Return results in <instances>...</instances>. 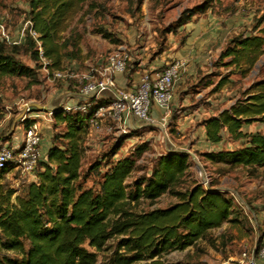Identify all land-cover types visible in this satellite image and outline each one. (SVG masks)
Masks as SVG:
<instances>
[{
    "label": "trees",
    "instance_id": "trees-1",
    "mask_svg": "<svg viewBox=\"0 0 264 264\" xmlns=\"http://www.w3.org/2000/svg\"><path fill=\"white\" fill-rule=\"evenodd\" d=\"M25 1L29 28L37 34L43 56L50 61L51 69L61 70L67 58H76L79 36L60 34L88 0ZM206 5L204 1L184 8L175 23H186L195 13L203 12ZM257 22H264V12ZM96 32L110 43L118 42L103 28ZM25 41L33 60L38 62L34 41L28 35ZM263 43L261 35H234L219 58H226V65L245 74L263 53ZM18 49L0 40V79L29 75L30 68L16 56ZM87 102L85 112L61 106L53 109L54 132L45 159L37 163L34 179L20 193L14 196L15 190L4 180L9 168L0 169V264H96L98 257L106 264L145 260H150L146 264H164V256L195 247L200 241L212 248L224 244V233H211L224 224L238 231L243 228L224 191L210 182L192 179L189 155L184 151L160 154L147 175L128 184L144 145L135 147L127 156L114 158L128 137L120 135L124 140L111 146L102 163L97 161L82 172L83 137L90 126L89 118L107 100L90 97ZM252 123L262 128L253 132L243 129ZM201 124L210 144H235L230 149L200 153L204 161L230 168H264V80L252 82L229 107L203 119ZM59 125L61 132L57 131ZM97 168L103 169L97 188L86 187V176ZM163 195L174 201L152 207ZM139 201H147L148 208L137 209ZM261 246L258 240L254 257Z\"/></svg>",
    "mask_w": 264,
    "mask_h": 264
},
{
    "label": "rangeland",
    "instance_id": "rangeland-1",
    "mask_svg": "<svg viewBox=\"0 0 264 264\" xmlns=\"http://www.w3.org/2000/svg\"><path fill=\"white\" fill-rule=\"evenodd\" d=\"M203 1L205 0H88L67 21L65 30L60 34L62 37H67L70 34L79 36L76 58H67L62 69L81 74L90 67L102 65L107 55L119 47L123 48L131 57V60L126 62L124 71L127 65L131 61H137L142 53L144 54L143 58L153 59L161 53L166 39L172 38L163 29L169 22H172L176 12L201 4ZM256 3L255 13H251L242 23L224 35L222 43L228 42L231 37L237 34L254 33L258 35L259 33L264 38V22H257L261 14L260 11L264 12V0H256ZM221 5L222 2H220ZM26 15L25 0H0V24L7 41L11 45L18 46L16 56L24 66L30 68L28 76L0 79V145H3L4 137H9L8 141L12 138L14 129L11 133L9 131L12 121L18 116L17 102L20 99L41 105L50 104L55 107H63L69 105L67 103L69 99L76 98L73 97V94H76L80 87L76 78L52 79L48 77L41 64L33 60L25 41L26 36H29ZM98 28L105 29L118 42L113 44L102 38L96 32ZM183 35L184 32H181L174 36L175 39L180 40ZM165 46L167 45L165 44ZM262 50L263 53L255 65L245 74H241L238 68L226 65V58L214 57L218 51H213L212 56L206 60L202 68L198 69L200 77L185 80L188 84L186 92L191 95L189 103H192L191 107L197 111L196 122L218 112L219 109L233 102L235 98L241 97V93L252 82L264 80V43ZM171 60L166 58L163 62L167 61L168 63ZM209 61L213 65L217 63L215 69L208 66ZM163 62L161 66L164 65ZM159 67L152 72L148 70L145 72L160 71ZM241 67L243 66L241 65ZM208 71L211 73L205 74ZM199 78L200 80H198ZM195 80L198 81L195 82ZM169 109H171V100ZM44 122L45 120H40V123ZM46 123L51 127L52 120ZM16 126L15 133L18 134V130L22 129V124L17 120L14 128ZM254 127L256 126L251 124L244 130H254ZM62 129V125L57 127L59 132ZM49 130L52 131V128ZM188 131L190 130L185 132L183 139H180L171 122H166L162 131L150 128L146 130L129 129V133L125 134L128 135L127 139L122 142V146L114 158L127 156L134 151L135 147L144 145V151L136 158L134 168L126 181L130 184L135 178L147 175L159 155L164 151L186 152L189 155V173L192 179L203 184L210 182L213 187L224 191V195L232 201L234 212L241 219L239 227L243 228L238 231L237 228L224 224L211 232L212 236L224 233V244H218L217 248H212L205 241H200L195 247L164 256L161 261L164 264H222L229 256H232L231 259L226 260L228 264H239L238 261L243 252L250 255L258 240L262 241V245L264 243V168L256 170L242 167L230 168L204 161L200 156L201 152L230 149L235 144L223 141L218 145L211 146L200 141L195 147H192L187 145ZM199 131L196 129L195 133L199 134ZM120 135L124 134L109 119L103 120L98 129L89 126L83 137L82 172L89 165L96 164L97 161L102 163L107 157L106 155H109L111 146L117 140L123 139V137H119ZM196 137L198 138V135ZM102 170V168L101 170L97 168L87 175L85 186H92L96 189ZM32 179H34L33 173L21 174L14 168H9L4 175L7 185L15 190L14 196L20 193L22 187ZM173 201L172 197L163 195L151 206L164 207ZM147 208V201H139L137 209L146 210ZM149 262L150 260L137 261L134 264ZM96 264L106 263L101 257H98Z\"/></svg>",
    "mask_w": 264,
    "mask_h": 264
},
{
    "label": "built area",
    "instance_id": "built-area-1",
    "mask_svg": "<svg viewBox=\"0 0 264 264\" xmlns=\"http://www.w3.org/2000/svg\"><path fill=\"white\" fill-rule=\"evenodd\" d=\"M28 28L29 23L27 21ZM0 40L8 43L0 24ZM30 38L35 43L37 61L48 77L52 79L76 78L80 84L76 95L84 97L79 103L63 106L65 110H78L85 112L89 106L87 99L98 98L104 92L111 93L113 98L99 105L91 114L89 124L92 128L98 129L103 120L109 119L117 129L124 135L129 133L126 121L129 117L139 119L148 125H158L162 129L166 124V115L169 112V103L172 98L174 83L183 74L186 66L184 59H176L166 65L160 71L154 73L143 72L135 90L117 89L114 82V75L124 71L126 62L129 60L127 52L119 47L112 50L106 57L104 64L97 67H90L81 74L63 69H51L50 61L43 56L37 34L28 29ZM18 115L23 111L18 121L23 126V135L16 147L0 145V169L14 168L21 174H32L40 161L39 144L40 120L51 122V113L35 110L31 102L19 100ZM151 105H155L163 111V116L156 120L150 115ZM207 183V182H206ZM257 260L264 264V243L260 247L257 256L253 252L247 255L241 254L239 264H256Z\"/></svg>",
    "mask_w": 264,
    "mask_h": 264
},
{
    "label": "crops",
    "instance_id": "crops-1",
    "mask_svg": "<svg viewBox=\"0 0 264 264\" xmlns=\"http://www.w3.org/2000/svg\"><path fill=\"white\" fill-rule=\"evenodd\" d=\"M205 2L207 4L206 9L203 12L195 13L186 23L182 25H177L175 23L181 11L176 12L172 22H169L163 29L172 38L166 39V41L164 39L165 44L167 46H165L164 44V48H161L162 51L158 56L154 57L153 59L149 57L143 58L142 55L144 56V54L142 53V51H140L142 54H140L141 56L138 57L137 61L135 62L131 61L130 64L127 65V68L124 72L116 73L114 75V82L117 89H127L133 91L135 90L136 86L139 83L141 72H145L147 70L149 72H152L159 66H160L159 68L163 69L166 65H168L170 62L176 59H184L186 61L185 70L183 74L180 76V78L174 83L172 98H171V109L166 115V122H171L172 124H174V128L180 139H183L185 137V132L187 130H190L188 131L189 140H187V145L192 147H195L200 141H203L211 146H215L206 141L204 134V127L202 126L201 122L203 119L211 115H215L217 112L207 117H204L196 122L197 111H195L193 107H191L192 103H189V99L191 98V95L188 92H186L188 84L185 80H188V78L196 79L197 77H200L198 73L199 72L198 69L202 68V65L206 62V60L210 56H212L213 51L214 52L218 51L214 56L218 58L220 51L227 43V42L222 43L223 36L228 34V32H230L231 29L237 27L238 24L242 23V21L246 19L249 15H251V13L254 14L256 10L255 7L257 4L256 0H218V1L205 0ZM220 2H222L221 6H220ZM186 8H191V7H186ZM260 12L262 13L263 11L261 10ZM181 32H184L183 37L180 40L175 39L174 35ZM249 34L251 33H248L246 35ZM258 35L260 34L258 33ZM166 58H170L172 60L168 63L167 61L163 62V60H165ZM129 60H131V57H129ZM162 62L164 63L163 66H161ZM216 64L213 65L211 61H209L208 66L210 65L209 67L215 69ZM210 73L211 71H208L205 74H210ZM198 80H200V78ZM198 80H195V82ZM216 90L218 91V89ZM73 97L76 98L69 99V101L67 102L69 105H73L84 100V97L78 96L76 94H73ZM111 98H113V96L111 95V93L108 92H104L98 97V99L105 101L106 100L108 101ZM231 103L229 105H231ZM229 105L219 109L218 111L229 107ZM42 106L52 109L56 108L55 106H51L50 104L42 105ZM178 108L179 109L183 108V109L179 110ZM163 114L164 113L160 108H158L155 105H151L150 115L154 119L159 120L163 116ZM45 123L46 122L40 123V135H41V140L39 144V151L41 158L40 160L45 159L47 149L50 146L51 136L53 134V130L52 131L49 130V128L51 127L47 125V123L46 124ZM252 124L256 126L254 127L255 129L249 130L247 132H253L255 130L262 128L260 124L257 123H252ZM126 125L133 130L134 129L146 130L150 128V129H154L155 131L156 130L162 131V128L159 127L158 125H148L142 122L141 120L132 117H129L127 119ZM246 126L249 125H245L243 129H245ZM16 128L17 126L14 128V132L12 134V138L10 139V141L8 140L4 141L3 145H7L9 147H16L19 144V141L23 135V126L22 129L18 130L19 131L18 134L15 133ZM196 129L200 130L199 134L195 133ZM195 134L198 135V138L196 137L197 135ZM204 152H209V151H204ZM230 257L232 256H229L226 260L231 259ZM226 260L223 262L224 264L226 263L228 264V261ZM256 264H261V262L257 260Z\"/></svg>",
    "mask_w": 264,
    "mask_h": 264
},
{
    "label": "water",
    "instance_id": "water-1",
    "mask_svg": "<svg viewBox=\"0 0 264 264\" xmlns=\"http://www.w3.org/2000/svg\"><path fill=\"white\" fill-rule=\"evenodd\" d=\"M31 106L35 109V110H39V111H44V112H50L52 113L53 112V109L52 108H48V107H45V106H42L40 104H37V103H31ZM23 114V111H21V113L16 117V119H14L12 121V125H11V129H10V133L12 132V130L14 129V125H15V122L22 116Z\"/></svg>",
    "mask_w": 264,
    "mask_h": 264
}]
</instances>
